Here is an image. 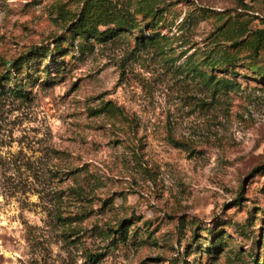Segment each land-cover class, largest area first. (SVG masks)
Instances as JSON below:
<instances>
[{
	"label": "rangeland",
	"instance_id": "rangeland-1",
	"mask_svg": "<svg viewBox=\"0 0 264 264\" xmlns=\"http://www.w3.org/2000/svg\"><path fill=\"white\" fill-rule=\"evenodd\" d=\"M145 9L152 29L103 37ZM244 38L237 55L259 57L212 72ZM248 65L264 67V0H0V264H264Z\"/></svg>",
	"mask_w": 264,
	"mask_h": 264
},
{
	"label": "trees",
	"instance_id": "trees-1",
	"mask_svg": "<svg viewBox=\"0 0 264 264\" xmlns=\"http://www.w3.org/2000/svg\"><path fill=\"white\" fill-rule=\"evenodd\" d=\"M245 3L243 5V10L245 11ZM158 12L159 9H145L144 11V18H142L141 20H137L136 18L130 17L127 18L126 22L123 24H119L116 29L111 30L112 33L110 34L111 36L108 35V31H106L105 33H102L103 37H105L106 39H111L112 41H117V39L115 38L116 34L118 32H130V31H134V30H139L140 33H144L145 29L150 30L154 27V24L157 21V16H158ZM245 16V15H244ZM237 18H242L241 15H237ZM250 18V17H249ZM253 20V18H251ZM90 30H94L93 33L97 32V28L95 25H91L90 26ZM109 31V32H111ZM115 31V32H113ZM242 33H245V25L243 27V30H241ZM262 33V31H261ZM154 34L149 35L148 37H140L137 38L138 41V45L146 48L148 46H152L156 41L155 37L153 36ZM247 40V39H246ZM245 38L240 40H236L232 42V45L230 47V50H225L223 52L220 53L219 55V60L216 61H209L210 62V67L212 72H216V73H222V72H232L233 74H236L238 72L237 68H241V69H245V58H258L259 54H260V49H261V43L258 42L256 45L254 43H252V46L254 47V49L252 50V52L248 55V57L244 56V57H239L237 55L238 50L240 49V47H242L243 45H245L246 43ZM247 70L249 71L248 74H250L253 77H256V80H258V82H264V67L260 68V67H255L248 65L247 66ZM190 73L193 77H204L205 79L208 77V75L204 72L201 73L198 71V69H196V67L192 66L189 69ZM187 73V71H186ZM187 73V74H188ZM7 78H12L11 74H8ZM208 83H214V85L216 86L217 90H220V88H228L229 86H231V82L228 81L227 79H222V78H218V79H214V76L210 74V76L207 79ZM206 83V84H208ZM17 89H15V92L13 91L12 94L15 96H19V97H25L22 92H23V86L21 84L17 85L16 87ZM258 256V255H256ZM255 264H259L258 262L255 261Z\"/></svg>",
	"mask_w": 264,
	"mask_h": 264
}]
</instances>
